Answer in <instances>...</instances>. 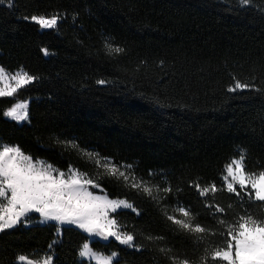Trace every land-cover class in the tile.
Listing matches in <instances>:
<instances>
[{"label": "trees", "instance_id": "obj_1", "mask_svg": "<svg viewBox=\"0 0 264 264\" xmlns=\"http://www.w3.org/2000/svg\"><path fill=\"white\" fill-rule=\"evenodd\" d=\"M53 14L61 17L55 29L24 19ZM106 43L124 51L110 53ZM0 66L38 77L16 96L0 98V142L62 170L71 164L86 171L110 198H127L138 208L139 215L113 216L135 234L141 251L112 239L90 241L99 253H118L114 264H171L157 250L164 245L196 264L208 241L224 242L205 202L225 207L227 216H217L229 221L244 214L234 195L201 198L189 185L222 186L224 165L241 150L248 171L264 169V0H6L0 5ZM234 77L261 91L227 92ZM101 79L107 83L98 84ZM20 100L28 101L29 119L17 124L3 111ZM58 139L132 164L136 177L159 185V192L153 187L157 199L108 178ZM169 184L173 191L164 193ZM178 203L217 235L199 242L168 221L164 211L179 218L173 211ZM245 208L264 215L259 202ZM56 230L54 224H21L0 233V264H15L21 253L38 258L53 242L54 264H90L78 257L89 237L73 227L59 237ZM148 235L164 239L150 242Z\"/></svg>", "mask_w": 264, "mask_h": 264}, {"label": "snow or ice", "instance_id": "obj_2", "mask_svg": "<svg viewBox=\"0 0 264 264\" xmlns=\"http://www.w3.org/2000/svg\"><path fill=\"white\" fill-rule=\"evenodd\" d=\"M249 2L250 0H241L244 5ZM5 3L6 0H0V5ZM8 7L13 8L14 3H8ZM24 19L30 20L40 29H55L61 17L59 14L31 15ZM105 47L110 53L119 54L124 51L123 48L110 43H106ZM42 51L48 55L47 49ZM233 79L234 83L227 87L229 93L261 91L252 84L243 83L235 77ZM37 80L36 75L26 70L8 72L0 66V98H12L21 89L35 84ZM97 83L104 85L107 81L101 79ZM28 106V101L20 100L4 110L3 116L17 123L26 121L29 119ZM57 143L63 144L65 149H78L87 162L94 163L97 169H102L108 178L122 180L125 187L137 192L142 190L148 197L157 199L153 196V187L159 192V185L150 186L142 178L136 177L132 164H117L111 157L80 148L75 141L58 139ZM245 160L246 156L241 150L239 158H232L224 165L220 187L215 182L203 185L193 182L189 185L201 198L226 191L237 198L238 204L244 210V214H238L234 221H229L217 216H227L225 207L205 202V208L210 210L212 218L221 226L219 235L224 237V242L218 244L208 241L196 264H209V261L212 264H264V215H253L245 208L247 202H259L264 206V169L258 172L248 171ZM97 175H100V172H97ZM153 175L156 173L150 171L149 176ZM96 189L103 194H97L94 191ZM162 191L171 193L173 189L169 184ZM176 191L180 192L182 189L177 188ZM231 208L232 205L229 204L227 209ZM121 209H130L137 215L140 214L134 203L127 198H110L101 184L88 172L81 171L71 164L67 170H62L44 159L26 153L19 145L0 142V233L21 224L27 227L32 219L31 214H38L40 223L54 222L57 233L60 232V226H74L88 237H98L101 241L114 239L119 245L141 251L143 245L136 244L135 234L124 230L118 219L113 216V213ZM173 211L179 214V218L165 210L163 214L166 219L179 230L195 235L199 242H203L206 235H217L216 231L195 222L196 215L189 208L178 203ZM146 239L152 242L163 240L164 237L148 235ZM54 243L48 245L49 250L53 248ZM157 250L171 264H193L190 258L181 259L166 245L157 246ZM78 254L93 264H114L118 256L116 252L111 255L99 253L87 242L82 245ZM15 264H54V258L51 254L32 258L21 253L16 256Z\"/></svg>", "mask_w": 264, "mask_h": 264}, {"label": "rangeland", "instance_id": "obj_3", "mask_svg": "<svg viewBox=\"0 0 264 264\" xmlns=\"http://www.w3.org/2000/svg\"><path fill=\"white\" fill-rule=\"evenodd\" d=\"M30 21V20H29ZM31 22V21H30ZM42 30H48V29H42ZM15 72V71H14ZM6 118V117H5ZM6 119H8V118H6ZM9 120V119H8ZM10 121H12V120H10ZM13 122H15V123H17L16 121H13ZM25 122H27V120L26 121H21V122H19V123H17V124H22V123H25ZM241 154V152L239 153V155ZM119 211H130V212H132L130 209H121V210H118V212ZM31 216H32V219L30 220V222H29V224H28V226L27 227H29V226H33V225H39V226H44V225H47V224H54V222H48V223H44V224H42V223H40V221H39V217H38V214H31ZM24 226V225H23ZM73 228H75L74 226H72ZM61 229H63V228H61V226H60V232L59 233H57V230H56V235L59 237L60 235H61ZM76 229V228H75ZM78 231H80V232H82L81 230H79V229H77ZM83 234H85V235H87L86 233H84V232H82ZM88 236V235H87ZM92 239L89 237V240H88V242L87 243H90V241H91ZM112 240H114V239H112ZM115 241V240H114ZM115 242H117V241H115ZM118 243V242H117ZM119 244V243H118ZM121 246H123V245H121ZM123 247H126V246H123ZM45 254H51L52 255V249L51 250H48ZM44 255V254H43ZM78 257H79V260H84V261H86V262H88V263H90V264H93V262H90V261H88L87 259H85V258H81L80 256H79V254H78ZM117 259V258H116ZM115 259V260H116ZM114 260V261H115Z\"/></svg>", "mask_w": 264, "mask_h": 264}, {"label": "water", "instance_id": "obj_4", "mask_svg": "<svg viewBox=\"0 0 264 264\" xmlns=\"http://www.w3.org/2000/svg\"><path fill=\"white\" fill-rule=\"evenodd\" d=\"M72 226H69V225H63V226H61V228H65V229H67V228H71ZM92 240H98V241H101L98 237H90Z\"/></svg>", "mask_w": 264, "mask_h": 264}]
</instances>
